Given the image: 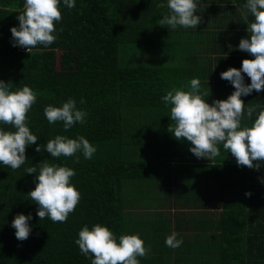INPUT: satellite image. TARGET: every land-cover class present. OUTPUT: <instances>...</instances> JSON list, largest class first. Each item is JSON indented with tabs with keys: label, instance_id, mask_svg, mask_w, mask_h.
Here are the masks:
<instances>
[{
	"label": "trees",
	"instance_id": "1",
	"mask_svg": "<svg viewBox=\"0 0 264 264\" xmlns=\"http://www.w3.org/2000/svg\"><path fill=\"white\" fill-rule=\"evenodd\" d=\"M245 3L200 0L201 13L197 12L202 23L196 29H172L159 24L170 11L167 0H76L72 9L61 7L58 39L30 53L11 41L10 28L18 26L23 0H0V79L12 82L13 89L28 84L36 92L37 102L27 113L30 130L39 136L36 143L43 145L57 134L83 135L97 149L90 160L80 153L76 154L78 162L75 157L55 159L76 171L72 181L81 193L63 223L40 220L37 205L28 196L36 186V174L25 173L26 168L51 159L50 153L36 152L32 145L26 147L28 159L20 168L0 164V264H90L74 241L85 224L91 228L96 223L106 224L117 237L139 233L150 252L138 257L140 264H264V182L249 184L244 168L237 166L230 152L205 162L194 158L191 142L177 140L168 131L174 121L169 117L170 106L161 100L173 86L188 85L194 77L200 79L202 91L210 92L209 103L234 91L220 73L239 68L244 58L252 57L237 50L228 55L223 47L220 53L219 41L226 47V38L242 34L241 16L236 33L227 23L232 12L246 8ZM125 44L138 47V54L143 55L140 61L134 57L122 61ZM245 83H250L246 74ZM254 91L242 100L259 109L264 101L254 97H264V91ZM69 97L88 116L85 123L65 132L62 122L48 123L44 107L59 106ZM81 99L84 104L79 103ZM5 127L14 130L11 125ZM161 141H166L168 149ZM160 172L170 178L210 179L214 197L220 186L226 200L220 215L197 226L200 231L209 228L204 240L202 232L195 233L201 236L198 242L185 230L176 233L183 240L176 254L166 246L163 235L157 241L146 237L156 229L171 231V224L161 221L163 217L134 222L126 209L134 185ZM21 212L32 213V231L24 241L16 239L11 227ZM179 228L185 226L175 227Z\"/></svg>",
	"mask_w": 264,
	"mask_h": 264
},
{
	"label": "clouds",
	"instance_id": "2",
	"mask_svg": "<svg viewBox=\"0 0 264 264\" xmlns=\"http://www.w3.org/2000/svg\"><path fill=\"white\" fill-rule=\"evenodd\" d=\"M200 0H167L170 10L159 24L196 29L202 23ZM76 0H23V10L16 19L18 26L10 28L13 46L23 47L31 53L38 45L48 47L58 39L60 29L56 27L62 19L61 7L72 9ZM245 7L254 18L247 23L246 37L234 46L247 52L252 58H244L241 66L229 67L220 73V78L230 82L234 91L226 99L207 102L210 92L201 90L198 77L188 85L173 86L161 97L165 106H170V120L174 121L168 131L177 140L191 142L189 148L197 158L211 160L224 152H230L237 166L259 169L264 164V108L248 106L242 97L254 90L264 91V0H246ZM247 21V16H245ZM233 47V46H231ZM245 74L250 83H245ZM37 102L33 88L24 84L13 89L12 82L0 79V164L15 170L26 163V147L35 145L36 152L47 151L51 159H44L27 167L25 173H35V188L28 192L30 200L37 205L36 215L40 220L65 222L81 199V193L73 183L76 171L62 163L60 157H75L77 162L82 154L92 159L96 152L94 143L83 135L71 138L57 134L45 144H37L39 136L30 130L27 113ZM77 100L69 97L61 105L49 104L44 107V116L49 124L62 122L67 132L75 124L85 123L88 112L77 106ZM80 104L85 101L81 99ZM247 119L250 124L242 123ZM11 125V129L5 127ZM52 162H49V161ZM264 182V181H262ZM245 196H251L250 191ZM32 213L17 214L11 221L18 241L26 240L31 231ZM172 233L165 238L166 246L179 248L183 240ZM74 243L79 251L88 257L90 264H140L138 257H144L149 249L139 233L123 234L119 237L104 223L91 228L85 224L78 232Z\"/></svg>",
	"mask_w": 264,
	"mask_h": 264
},
{
	"label": "crops",
	"instance_id": "3",
	"mask_svg": "<svg viewBox=\"0 0 264 264\" xmlns=\"http://www.w3.org/2000/svg\"><path fill=\"white\" fill-rule=\"evenodd\" d=\"M239 16L243 19L242 24L239 26V32L242 34L238 33L237 36L232 34L230 37L226 38V44H228L226 47L222 46L223 41L220 40V53L222 47L226 49V54L228 55H230L231 52H235V50H237V52H243L238 50V48H234L233 45H238L240 39L248 35L247 23L250 24L254 18L248 13L246 8L232 12L227 26L230 27L232 25V28H235V33L236 25L238 24L237 21L240 18ZM245 16H247V21L245 20ZM254 98L260 102L264 101V97H260V95H257ZM219 99L226 98H222L220 95ZM257 100L253 99V103ZM260 108H264V106L262 105ZM161 142L164 144L163 147L168 149L166 141ZM221 150L224 152L222 147ZM192 156L197 158L193 153ZM197 160L204 162L209 161V159L206 158H197ZM242 168H244V171L246 172L249 184L255 186L256 184H262L261 178L264 174V164H262L259 169L249 168L247 166H242ZM134 186L135 187L131 190L133 191V195L130 192L127 195L129 207L126 209L128 210L127 212H129V220L132 219L134 222L142 220L149 223L156 221V218L159 219V217H163V219L161 218V221L168 222L172 225L171 231L162 230L161 232H158L156 229L155 232H148L146 237L156 241L157 239H160L161 235H163L162 238L165 239L172 233L184 232V230L190 233L188 236H192L193 241L196 240L197 242L201 236H198L195 233L202 232L204 234L202 235V240H204L206 237L205 234L210 233V230L209 228L203 227L202 231H200L197 226H200V224L204 226L205 223L210 221V218H215V215L217 214L220 215L224 210L223 202H226L225 197L222 199L220 186L218 187V197H214L212 193L213 187L211 186L210 179L207 178L200 179L192 177L188 179H180L174 176L170 178L164 172H160L158 177L145 179ZM259 190V188H255L253 191L259 195L257 193ZM259 193L261 194V192ZM188 224H190L192 229L188 228ZM177 226H185V228H183V230H180V228L177 230L175 229ZM177 249L178 248L173 249L174 254L177 253ZM148 253L150 252L148 251Z\"/></svg>",
	"mask_w": 264,
	"mask_h": 264
},
{
	"label": "rangeland",
	"instance_id": "4",
	"mask_svg": "<svg viewBox=\"0 0 264 264\" xmlns=\"http://www.w3.org/2000/svg\"><path fill=\"white\" fill-rule=\"evenodd\" d=\"M141 56H143V55H141ZM141 56L138 54V47L132 49L129 44H125L122 46V57L121 58H122V61L124 63H127L126 59L128 60V59L133 58V57H134L135 61L136 60L140 61L139 57H141Z\"/></svg>",
	"mask_w": 264,
	"mask_h": 264
}]
</instances>
